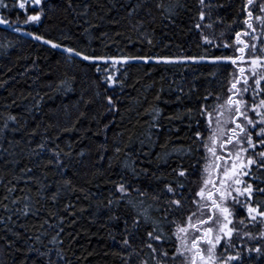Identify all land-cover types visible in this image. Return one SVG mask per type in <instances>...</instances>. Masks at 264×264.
Instances as JSON below:
<instances>
[{
	"label": "trees",
	"instance_id": "16d2710c",
	"mask_svg": "<svg viewBox=\"0 0 264 264\" xmlns=\"http://www.w3.org/2000/svg\"><path fill=\"white\" fill-rule=\"evenodd\" d=\"M211 2L213 28H204V34L217 43L227 40L231 48L202 40L195 27L198 0H46L48 14L39 26L17 23L15 8L0 9L12 22L0 25V42L12 44L10 51L0 52V202L8 205L0 207V264H125V220L131 226L139 202L153 204L152 196L159 193L157 203L166 208L164 184L181 162L190 172L184 195L190 197L200 186L201 157L208 154L193 135L196 130L207 135L199 112L203 106L213 111L216 94L223 102L234 69L213 61L134 60L116 65L114 78L122 84L109 85L92 62L14 31L13 25L89 53L234 54L235 32L244 26L243 0ZM19 16L23 19L24 13ZM242 38L249 39L243 33ZM108 95L116 101L115 108L107 104ZM13 115L16 120L9 119ZM38 143L45 147L37 148ZM181 147L193 151H175ZM52 149L61 152L67 168L48 163L55 158ZM24 168L31 172H22ZM65 179H71L72 186L65 185ZM125 181L133 190L122 194L116 184ZM41 184L46 187L41 189ZM12 185L16 191L9 193ZM137 187L147 195L141 196ZM17 196L21 200L13 203ZM24 203L33 209L26 215L17 211ZM151 212L160 216L155 207ZM177 218L182 220L183 214ZM164 227L171 230V225ZM149 228L141 222L127 238L139 248ZM249 228L255 232L259 225ZM147 252L144 248L141 255ZM139 258L134 255L133 261ZM249 260L264 264V256L255 252L245 254V264ZM175 264L182 262L177 258Z\"/></svg>",
	"mask_w": 264,
	"mask_h": 264
},
{
	"label": "snow or ice",
	"instance_id": "6c2138e0",
	"mask_svg": "<svg viewBox=\"0 0 264 264\" xmlns=\"http://www.w3.org/2000/svg\"><path fill=\"white\" fill-rule=\"evenodd\" d=\"M198 4L199 22L195 27L201 30L202 40L214 47L231 48L233 45L227 40L217 43L214 36L204 34V28H213L212 11L215 5L211 0H198ZM48 7L46 0H14L12 4L0 0V9H17L16 22L24 25L39 26L48 14ZM242 11L244 26L235 32V50L231 55L131 56L123 53L97 54L95 50L89 53L67 47L38 31H29L28 28L13 25L14 31L24 32L54 49L66 48L68 53L92 62L97 72L104 73L103 79L109 85L122 84V81L114 78L118 72L115 66H123L134 60L164 63L213 61L228 68L234 66L227 78L228 94L223 102H219L220 96L216 94L217 103L213 111L203 106L199 112V115L205 117L207 135L200 130L193 133L199 142L198 147H202L208 154L201 157L204 163L200 169V186L190 197L184 195V181L190 172L181 162L172 170L175 173L172 180L164 184L166 208L157 203L161 199L159 193L152 196L153 204L145 206L144 201L139 202L131 226L125 220L126 238L121 241L129 249L127 253H121L127 257L125 264H175L177 258L182 264H245L246 253L255 252L258 256H264V0H259L258 3L257 0H243ZM19 12L24 13L23 19L20 18ZM11 23L10 18L0 11V25L8 26ZM242 33L249 39L242 38ZM220 35L223 36L224 33ZM109 68H112L111 72ZM105 99L110 108L116 107V101L111 95ZM9 119L16 120V116H10ZM195 123L199 128V121ZM36 147L43 149L45 145L38 143ZM52 151L55 158L48 163L55 165L57 169L67 168L68 165L61 159V152L56 149ZM116 151L119 152L120 149L117 148ZM175 151L190 154L193 149L188 147L185 150L181 147ZM64 155H71V152ZM80 155H84L83 149ZM21 171L28 173L31 169L24 168ZM133 172L135 173V168ZM28 178L33 179L31 176ZM63 182L72 186L71 179H65ZM45 187L41 184V189ZM116 187L122 194L133 190L126 181L116 184ZM7 191H16V185H12ZM59 191L58 188L52 193L53 200L57 198ZM135 191L141 196L147 195L146 191H141L138 187ZM5 199H8V196H5ZM20 200L21 197L17 196L13 203ZM108 203L112 204L113 201L109 200ZM185 205L189 207L186 209ZM0 207L8 209V205L2 202ZM153 207L160 212L159 217L152 215ZM17 211L26 215L33 209L29 203H24L23 209ZM180 214H183L182 220L177 218ZM2 220L4 217H0V221ZM141 222L150 225V228L146 231V239L142 240L138 248L127 237L135 235ZM165 224L171 225L170 231H165ZM249 225H259V228L253 232ZM5 227H8L6 222ZM7 244L11 246L12 241L7 240ZM165 244L172 250L169 251ZM144 248H147L148 252L141 255ZM60 255L61 253L57 252V256ZM134 255L140 257L135 262ZM248 264L254 262L249 260Z\"/></svg>",
	"mask_w": 264,
	"mask_h": 264
},
{
	"label": "rangeland",
	"instance_id": "374dc122",
	"mask_svg": "<svg viewBox=\"0 0 264 264\" xmlns=\"http://www.w3.org/2000/svg\"><path fill=\"white\" fill-rule=\"evenodd\" d=\"M12 48V44L10 42H4V41H1L0 42V52H4V53H7L8 51H10ZM64 52L65 53H68L66 51V49H64ZM68 54H71V53H68ZM149 61H152V60H149ZM149 61H143V62H149ZM159 62V61H158ZM238 71V70H237Z\"/></svg>",
	"mask_w": 264,
	"mask_h": 264
}]
</instances>
